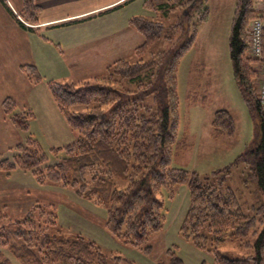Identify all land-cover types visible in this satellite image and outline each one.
<instances>
[{
	"label": "trees",
	"instance_id": "1",
	"mask_svg": "<svg viewBox=\"0 0 264 264\" xmlns=\"http://www.w3.org/2000/svg\"><path fill=\"white\" fill-rule=\"evenodd\" d=\"M6 1L0 0L22 27L28 28L19 17L33 26L38 24L42 12L38 0H23L21 15ZM208 1L145 0V10L157 15L130 19L129 26L143 37L130 60L114 62L94 83H47L52 100L77 134L76 140L51 149L49 155L29 137L15 146L17 154L12 160L0 161V173L10 176L21 170L42 186L73 190L78 198L106 209L104 227L109 234L147 254L153 252L152 239L165 228L164 192L172 198L176 188L187 185L190 206L181 236L210 253L212 264H264V109L254 85L258 77L254 65L260 62L248 56L246 34L249 22L260 17L255 16L253 0H236L229 45L235 80L250 111L255 139L230 167L208 175L172 166L174 157L186 147L177 140L178 70L195 45L199 26L208 18ZM20 71L32 85L43 81L34 64H24ZM1 109L18 131L28 132L35 117L31 109L20 113L10 97ZM212 130L217 138L233 135L234 123L227 110L214 114ZM51 159L56 163L51 164ZM240 169L246 174L242 184L253 189L252 205L245 204L230 185L233 172ZM6 219L8 222H2ZM0 221V248L21 264L123 262L122 257L107 253L82 234L65 230L54 204L36 202L20 218L6 216ZM229 244L250 254L230 257L221 250ZM166 256L168 262L161 264H184L174 248ZM0 264H11L2 252Z\"/></svg>",
	"mask_w": 264,
	"mask_h": 264
},
{
	"label": "rangeland",
	"instance_id": "2",
	"mask_svg": "<svg viewBox=\"0 0 264 264\" xmlns=\"http://www.w3.org/2000/svg\"><path fill=\"white\" fill-rule=\"evenodd\" d=\"M140 1L144 4L145 0ZM9 2L15 9V14L19 15L23 0H20L18 4L13 0ZM260 2L261 0L252 1L255 16L261 15L262 3ZM13 4L18 5V8H15ZM143 4V10L138 14L145 15L147 18H155L157 13L146 11ZM134 5L136 3L126 5L125 10L116 15L111 14L110 17L126 19L122 16L134 14ZM8 6L11 8L9 4ZM235 7L236 0H209L207 3L208 18L198 28L194 47L184 55L180 62L177 140L186 147L174 157L172 166L175 168L195 171L201 175L223 170L230 167L241 154L245 153L255 139L254 123L237 86L230 55L229 43ZM1 12L4 13L2 8H0ZM19 19H22L21 21L26 25L29 24L22 17ZM251 23L249 22L250 27ZM249 25L247 27L249 32L246 33L247 39L248 35L250 38ZM130 46L127 44L126 48ZM18 50L13 53V56L12 53L0 50V161L12 160L17 154L15 146L25 142L29 137L38 141L49 155L51 149L73 143L77 134L71 130L66 118L52 100L47 83L49 81L64 84L94 83L96 79L105 76L106 69L110 65L121 60L112 61L103 69L98 67L94 60L73 61L72 63L76 64L77 68L69 69L64 66L59 70L50 68L52 61H45V64L39 61L41 67L37 65L36 67L43 81L38 85H32L18 68L21 56ZM133 53L130 57L123 59L130 60ZM247 53L249 57L254 58L250 49ZM86 65L88 69L83 67ZM260 65L262 66L261 62L254 65L258 73L256 82L254 81L256 97L260 86ZM9 97L14 99L20 113L24 109L33 111L35 117L30 122L28 132L18 131L4 116L1 104ZM219 110H227L230 113L234 123L232 136L215 137L212 121L214 114ZM60 156L62 157L63 154L61 153ZM50 163L55 164L56 160L51 159ZM244 178H246L245 172L242 169L236 170L233 172L230 185L245 204L252 205L255 202L252 195L253 189H246L241 182ZM163 196L166 213L165 228L160 235L152 239L153 252L147 254L140 249L123 245L109 234L104 227L106 209L78 198L73 190L53 185L42 186L37 183L32 174L21 170L14 171L10 176L0 173V217L18 219L36 202L54 204L57 206L60 225L65 230L71 234H82L99 244L107 253L122 257V264L168 262L166 251L170 248L176 249L184 264H212L213 256L210 253L199 250L180 234L181 225L190 206L188 186L176 188L172 198L167 192H164ZM6 221L7 219L2 222ZM221 250L230 257L250 254L249 250H242L234 244L225 245ZM0 252L10 260L11 264H21L8 250L0 248Z\"/></svg>",
	"mask_w": 264,
	"mask_h": 264
},
{
	"label": "crops",
	"instance_id": "3",
	"mask_svg": "<svg viewBox=\"0 0 264 264\" xmlns=\"http://www.w3.org/2000/svg\"><path fill=\"white\" fill-rule=\"evenodd\" d=\"M13 1L18 4L20 0ZM6 3L14 12L9 0ZM38 3L42 7L38 24L26 25L35 31L22 27L0 3L4 12L0 13V50L13 56L19 49V69L30 63L40 68L39 61L44 64L52 61L50 68L54 70L64 66L75 69L73 61L86 60L96 61L103 69L112 61L130 57L142 43V36L129 26L132 17L141 15L140 0H38ZM134 3V14L123 15L126 19L110 17ZM127 44L131 45L128 49Z\"/></svg>",
	"mask_w": 264,
	"mask_h": 264
},
{
	"label": "built area",
	"instance_id": "4",
	"mask_svg": "<svg viewBox=\"0 0 264 264\" xmlns=\"http://www.w3.org/2000/svg\"><path fill=\"white\" fill-rule=\"evenodd\" d=\"M264 1L261 4V15L253 20L250 27L249 49L252 55L258 59L261 66L260 86L258 93V100L264 109Z\"/></svg>",
	"mask_w": 264,
	"mask_h": 264
}]
</instances>
